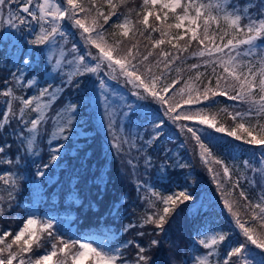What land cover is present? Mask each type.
<instances>
[{"label":"snow or ice","instance_id":"obj_1","mask_svg":"<svg viewBox=\"0 0 264 264\" xmlns=\"http://www.w3.org/2000/svg\"><path fill=\"white\" fill-rule=\"evenodd\" d=\"M17 34L19 40L11 39ZM0 45L10 52L4 84L13 85L0 89L6 98L0 113V217L12 211L23 186L22 161L32 159L29 181L37 189L40 179H49L48 170L70 137L79 134L81 109L68 101L53 116L48 113L68 88L91 83V94H85L102 109L101 127L111 149L125 159V175H138L141 160L145 171L153 166L148 149L162 145L165 128L177 129L186 143L194 141L204 164L222 169L207 170L232 226L225 231L201 218L181 264H264V0H141L139 5L134 0H0ZM36 50L48 53L44 62L51 72L44 85L33 73ZM108 81L123 85L135 101ZM25 89L34 94L26 97ZM49 119L48 161L37 162L42 125ZM224 137L259 149L258 163L245 160L242 168L225 163L217 155ZM13 140L22 150L14 155ZM162 151L169 161L171 149ZM168 167L188 165L180 159L161 163V179ZM97 179L103 182L102 176ZM137 188L148 193L144 201L151 211L124 231L151 225L152 231L136 233L140 237L162 235L177 209L194 199L186 189L165 194L155 186ZM161 243L133 239L114 245L111 237L76 235L58 216L32 207L24 210L18 230L0 231V264H154L151 252ZM129 247L136 249L131 259L124 253Z\"/></svg>","mask_w":264,"mask_h":264},{"label":"trees","instance_id":"obj_2","mask_svg":"<svg viewBox=\"0 0 264 264\" xmlns=\"http://www.w3.org/2000/svg\"><path fill=\"white\" fill-rule=\"evenodd\" d=\"M243 2L244 0H241V3ZM134 3L139 5L141 0H134ZM17 36L20 39L19 34ZM74 42L79 43L78 38ZM193 48H196L195 43ZM29 51L32 50L29 49ZM8 52L5 45L0 48V89L13 86L4 84L5 77L9 76L8 69L11 67L10 65L6 67L4 64L6 55H10ZM33 56L36 61L33 64V73L37 74L39 83L44 85L45 81L50 80L49 67L40 60L37 51L33 52ZM193 62L195 61L189 60L188 63ZM83 79L87 80L88 78ZM14 90L20 94L19 89ZM34 91V89H25L24 94L27 97L34 94ZM86 91L90 95L88 84L86 87L82 85L80 89L68 88L58 100L59 105L68 101L79 103L81 110L78 115L80 119L79 127L76 129L79 134L70 137L66 147L61 151L56 165L48 170L49 179L39 180L42 185L39 189L29 181V176L34 175L35 172L32 159H27L26 162L22 161L20 171L24 174L23 186L17 194L16 201L13 202L12 211L6 212L4 216L0 217V231L12 230L14 233L21 226L24 210L35 207L41 215L58 216L65 230H70L76 235L94 234L97 240L111 237V243L114 245H120L126 240L133 239L141 244H146L151 239L161 240V246L153 248L151 252L154 264H181V260L188 252L190 232L201 218L210 219L225 231L232 226L229 223L230 217L227 211L223 209L220 191L212 179L213 173L207 170L208 167H212L222 172L220 166L210 161L209 164L202 167L194 141L186 143L185 137L177 129L165 128L167 136L162 145L148 149V154L153 160V166L150 168L152 174H145L142 180L143 182L148 181L149 178L151 186H155L157 190L165 194L186 189L194 199L177 209L179 214L165 225L162 235H145L144 237L136 235L140 231L146 233L152 231L151 225L125 232L126 225L129 223L138 225L146 211L150 212L151 209H147L145 201L138 197L140 192L137 185H141L142 182L136 180V175L130 173L126 176L122 172L123 168L127 169L125 159L121 158L120 153L111 149L107 140L91 123L89 116L91 113L95 114L94 104L93 100L88 99ZM5 99L0 96V113L4 111L3 101ZM131 99L135 101V97H131ZM56 106L55 104L52 109H56ZM14 108L18 112V104H15ZM144 110L150 112L152 109L145 108ZM30 115L34 116L35 114L31 113ZM222 121L226 126H233L232 121L227 117H222ZM52 131L49 129L45 133V137L40 138L41 155L33 158L37 162L47 163L48 161L49 152L46 141ZM83 132H86V135ZM59 142L57 141V143ZM162 148L171 149L169 161L164 160L165 152L162 151ZM9 151L14 155L22 150L13 140L12 148ZM237 153H243V156L237 157V155L235 156L237 159L234 160V155ZM217 155L223 158L225 163L229 165L235 163L241 168L243 161L251 160L253 164H257L258 158H260L259 149L251 145H243L242 142L234 141L231 137L223 138ZM176 159H180L188 167L183 169L168 167L164 174L166 178L161 179V174L157 171L160 164L172 163ZM244 174L251 178L250 172L244 170ZM101 176L103 182L97 179ZM235 176L236 173L233 174V179ZM242 186L246 189L249 187L247 184ZM8 239L10 240L11 237ZM135 252L136 249L133 247L124 249L125 255L130 259L135 256Z\"/></svg>","mask_w":264,"mask_h":264},{"label":"rangeland","instance_id":"obj_3","mask_svg":"<svg viewBox=\"0 0 264 264\" xmlns=\"http://www.w3.org/2000/svg\"><path fill=\"white\" fill-rule=\"evenodd\" d=\"M11 39H17V40H19L18 39V36H14V37H11ZM4 45H0V48L1 47H3ZM21 46H23V44H21ZM70 47V46H69ZM9 51V50H8ZM37 51V55H38V57H40V60H42V61H46V58H47V55H48V53L47 52H45L44 53V55L43 56H41V54H40V52L38 51V50H36ZM9 53V52H8ZM49 67V66H48ZM51 72V69H50V67H49V72H48V74ZM40 78H41V76H40ZM105 79H107V78H105ZM56 83H59V80H57V82ZM108 83H109V85H110V87L111 88H113V89H116V91H118V92H122L124 95H126L127 97H128V99H130L131 101H134V100H132L131 99V96L128 94V91L123 87V85H118L115 81H108ZM88 89H89V93L91 94V90H92V84L91 83H88ZM126 90V91H125ZM58 102L59 101H57V103H56V109H51L50 110V112L48 113V116L49 117H51V116H53L54 114H55V112L62 106V105H59L58 104ZM93 104H94V112H95V114H93V113H91L90 114V116H89V118H90V121H91V123L97 128V130H99L100 131V133L103 135V137L107 140V143H108V145L109 144H111V138L110 137H106V128H104V127H101V116H102V109H100V108H98V106H97V103L95 102V100L93 99ZM91 105H92V103H91ZM145 112H148L147 110H144ZM42 128L43 129H45V131H44V135H43V137H45V133L49 130V129H52L53 130V124H52V121L49 119V121H48V123L46 124V125H42ZM171 130H173V129H175V128H170ZM43 137H41V138H43ZM105 140V141H106ZM40 141V140H39ZM238 155V156H237ZM199 156V155H198ZM235 156H237V157H241V156H243V153H237L236 155H234V157ZM233 160V159H232ZM258 160H259V158H258ZM124 161V160H123ZM123 163V162H122ZM256 163V162H255ZM258 163V162H257ZM200 164H201V166L202 167H205V164L201 161L200 162ZM126 171H128V169H124L123 168V170H122V172L123 173H125ZM145 174H148V175H150V174H152V171H151V169L149 168L147 171H145L144 169H143V161L140 163V168H138V175H136V180L137 181H141L142 182V186L144 187V188H149L150 186H151V182L149 181V178L147 179L148 181H144L143 182V178L145 177L144 175ZM128 175H130V172H129V174ZM128 175H126V176H128ZM250 175H251V173H250ZM211 177V176H210ZM257 179H258V175H257ZM134 181V180H133ZM146 182V183H145ZM140 192V194H139V196L138 197H140V199L142 200V201H144V197L146 196V195H148V193H145V192H141V191H139Z\"/></svg>","mask_w":264,"mask_h":264}]
</instances>
